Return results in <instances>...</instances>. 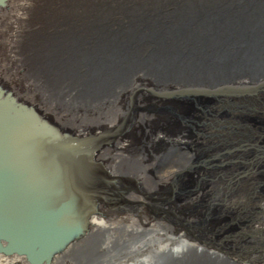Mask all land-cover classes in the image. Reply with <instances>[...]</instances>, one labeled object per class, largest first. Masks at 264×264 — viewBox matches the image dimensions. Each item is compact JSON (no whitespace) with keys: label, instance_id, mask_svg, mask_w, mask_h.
<instances>
[{"label":"bare ground","instance_id":"bare-ground-1","mask_svg":"<svg viewBox=\"0 0 264 264\" xmlns=\"http://www.w3.org/2000/svg\"><path fill=\"white\" fill-rule=\"evenodd\" d=\"M261 77L264 0H0V138L14 134L24 147L28 140L39 152L51 148L52 162L63 144L94 147L73 150V158H82L88 175H103L104 183L108 178L103 187L117 196L110 216L102 218L101 209L98 214L74 205L75 194L87 202L84 192L63 190L68 210L44 217L37 227L48 235L37 244L62 239L65 253L58 257L56 249L52 264H69L68 257H76L72 264L256 262L264 236H234L238 241L231 244L224 238L209 248L175 229L195 227L217 241L209 226L216 231L214 225L223 222H229L224 229L230 222H255L264 228V124L252 127L238 116L224 121L215 107L195 104L209 89ZM187 90L189 99H182ZM255 105L252 113L264 106ZM176 148L181 152L174 156ZM6 149L18 159L11 146ZM233 174L245 176L259 192L238 188L237 178L230 183ZM178 180H185V189L194 184L197 192L175 191ZM41 183L56 184L51 176ZM0 201L12 203L7 195ZM217 202V210H209ZM69 220L79 238L55 225ZM12 253H0V264H26L22 253Z\"/></svg>","mask_w":264,"mask_h":264},{"label":"water","instance_id":"water-1","mask_svg":"<svg viewBox=\"0 0 264 264\" xmlns=\"http://www.w3.org/2000/svg\"><path fill=\"white\" fill-rule=\"evenodd\" d=\"M248 53H250V51ZM262 78L263 77H261V79ZM226 87L227 88L225 89H222L221 87L209 89V92H206L204 97L209 100L215 99L218 104H223L222 101L224 99H232L233 103L231 105L241 103L250 104L255 103L256 101L264 102V79L249 84L237 81L231 84H226ZM3 132L4 131H0V136ZM4 134H10V132L5 131ZM65 137L66 135H63L58 139L60 144L65 141ZM69 138L71 139V142L75 139H72L71 136H69ZM14 139V134L11 135V139L0 138V144L7 142L8 147L11 146L18 156V159L13 158L12 152L6 149L8 147L0 145V200H2L6 195L10 197V200H12V203L8 206H2V201H0V246L7 247L11 245L9 246V249H2L0 247V253H6L4 255L6 258L11 257L13 254L12 251L14 253L17 252V254L22 253L23 260L26 264H52L54 251L56 249L59 250L58 252L56 251L58 257L63 256L65 253L63 252L61 254V251H65L62 250L64 247L60 249V246H62L60 245L62 239L57 237L58 241H53V243H49V241H47L45 243L37 244L38 241H43L46 237H48L47 231L44 229L38 230L37 227L42 224V219L44 217L53 216V214H56L64 209L68 210L65 206V201L68 200V196L65 195L66 192L63 193V190L72 188L78 193L84 192L88 198L87 202L82 196L75 194L73 196L71 195L74 198V205L78 208H82V210L88 206L93 208L90 209L91 212H97L98 214L101 209L103 214H100V216H102V218H105L104 215L110 216L111 213L107 210L112 209L113 205L111 203H116V199L114 198H117V196L115 197L114 194L110 195L103 187L108 185V178L104 183L103 175L98 173H95V177H92L90 174L88 175L87 171H85V166L87 164L84 165L82 158H73V150H75L76 153L78 151L83 153L86 150H92L94 147L89 148L87 147V144H84V147L77 146L76 149L72 146V143L63 144L61 145L62 153L55 154L57 160L52 162L47 155L51 148L47 149V147L43 146L44 148H42L39 152L37 149L31 148L32 146L29 147V145H26L28 140H24L26 143L24 147L19 143L17 144ZM41 152H43L44 155L41 154ZM80 163L82 164L79 167ZM32 171L36 172V176L31 174ZM67 174H72L73 177L60 180L61 177H64ZM26 175H28V178L32 176L33 178L35 177V179L37 178V180H32L34 182L27 183L25 180L18 179V177L28 179ZM47 176H51L53 178V181L56 183L54 185L55 187L48 184L47 186L42 185V180H44ZM129 182H131V180H129ZM185 183V181L178 180L177 182H174L172 187L176 189L175 191L179 189L181 191L180 193H183L184 196L190 193L193 194L197 186L193 184V188L187 187L185 189ZM125 184L129 187L126 181ZM120 196L122 195L120 194ZM15 202H17V204ZM176 213L179 215L182 214L178 213V211ZM181 217H184V215L182 214ZM207 219L208 218H206V220ZM55 225L60 228L59 230L64 231L65 233L75 232L76 236L79 238V232L76 229L77 225L75 222L69 220L65 221V224L63 225H57L56 223ZM209 227L211 231H214L212 226ZM29 228L33 232H29ZM175 231L178 233L182 231L181 237L186 240L193 238L195 243H211L208 242L206 237L204 238V235L193 231L192 227L189 228L188 226H183L182 230L175 229ZM183 232H185V235ZM236 235L240 236V233H237ZM199 236L202 238H198ZM31 240H33L34 245H36L34 246V249L31 247V244L28 243V241ZM47 247H49V249H46ZM37 248L44 250L41 254H37L35 252ZM27 257H29L30 260L27 259ZM67 260L69 264H72L76 261V257L72 259L68 257Z\"/></svg>","mask_w":264,"mask_h":264},{"label":"rangeland","instance_id":"rangeland-1","mask_svg":"<svg viewBox=\"0 0 264 264\" xmlns=\"http://www.w3.org/2000/svg\"><path fill=\"white\" fill-rule=\"evenodd\" d=\"M197 138H198V137H197ZM197 138H196V139H197ZM198 139H199V138H198ZM198 139H197V140H198ZM183 151L185 152V153H184V156H186V157H187V155H188L189 153H187V151H186V150H183ZM180 152H181V151H179V150L177 149V151H176V152H174V156H176V155H179V154H180Z\"/></svg>","mask_w":264,"mask_h":264}]
</instances>
